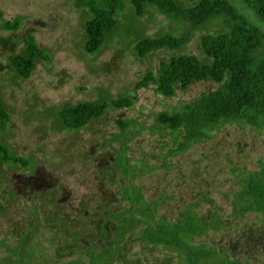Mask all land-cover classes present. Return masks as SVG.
I'll use <instances>...</instances> for the list:
<instances>
[{
  "label": "rangeland",
  "instance_id": "obj_1",
  "mask_svg": "<svg viewBox=\"0 0 264 264\" xmlns=\"http://www.w3.org/2000/svg\"><path fill=\"white\" fill-rule=\"evenodd\" d=\"M227 1L251 17L245 1ZM77 5L76 0H0V88L10 115L0 127V145L33 162L25 167L0 159V264H8L4 258L21 240L41 245L38 250L44 264H67L76 253L107 252L112 248L116 250L109 258L111 264H183L176 250L147 243L145 237L137 238L134 233L128 234L126 242L116 243L117 222L112 217L97 216L93 211L96 206L90 201L119 198L120 184L130 188L131 194L134 187L141 188L140 204L151 208L147 210V215L151 214L148 222H180L185 209L193 208L202 230L194 236L187 233V238L214 250L204 264L227 259L263 264L264 212H241L243 203L238 195L244 185L239 174L244 169L257 171L259 161H264V120L256 126L225 123L210 130L209 138L184 151L177 150L175 139L180 140L182 135L177 137L174 130L160 124L158 113L180 110L216 85L211 80L195 82L187 89L178 87L171 97L157 93L152 82L136 88L148 71L158 76L160 63L171 56L201 54L199 38L206 30H191L180 46L157 48L141 57L134 50L141 38L166 34L180 38L187 27L153 4L146 13L136 16L128 1L99 51L88 54L84 23L91 13ZM17 17L22 18L17 30L2 27L5 20ZM215 28L223 26L218 23ZM29 34L48 57L23 79L8 57L26 46ZM120 97H131L132 106H109L101 118L81 129H64L59 122L64 108L83 102L111 103ZM118 118L140 126L134 136L128 129H121L116 123ZM126 157L130 158V167L124 164ZM125 168H129L126 175ZM53 189L64 195L55 205L48 200ZM82 195L89 197L90 209L82 203ZM128 205L124 199L116 207ZM83 206L85 211H93L91 219L83 218ZM114 209L112 204L97 213ZM56 224L61 225L60 229ZM52 233L64 239L48 244Z\"/></svg>",
  "mask_w": 264,
  "mask_h": 264
},
{
  "label": "trees",
  "instance_id": "obj_2",
  "mask_svg": "<svg viewBox=\"0 0 264 264\" xmlns=\"http://www.w3.org/2000/svg\"><path fill=\"white\" fill-rule=\"evenodd\" d=\"M128 1L133 6L136 16L147 12L146 8L153 4L167 17L182 22L187 27V33L180 38L172 34L158 38H141L134 46V50L141 57L157 48L172 49L180 46L187 41L191 30L200 28L206 30L199 38L201 54L187 52L171 56L168 61L160 63L158 76L148 71L136 85V88L147 87L152 82L156 85V92L164 97L176 95L178 87L187 89L195 82L211 80L216 85L215 89L201 92L198 98L186 103L180 110H174L173 113L163 110L158 113L156 119L160 124L174 130L177 137L182 135L180 140L175 139L178 142L177 150L184 151L194 143L209 138L210 130L218 129L225 123L241 122L245 125L256 126L262 119L264 120V0H243L251 12V17L239 12L227 0H76L78 7L85 8L91 13L84 23V47L88 54L99 51L106 33L111 31L118 21L117 14ZM1 13L0 11V17ZM21 23L22 18L17 17L12 21L5 20L2 27L5 30L14 31L21 26ZM218 23L223 26L220 30L215 28ZM9 55V62L16 74L23 79L29 78L38 63L48 57L32 34L27 35L26 46L20 52ZM110 102L107 100L83 102L69 106L61 110V116H58L59 122L64 129H81L101 118L109 106L129 108L133 104L131 97H120ZM8 113L0 88V127L10 120ZM116 123L121 129H128L127 132H130L132 136L140 127L122 118H118ZM118 157L119 154H116V161ZM0 159L11 161L13 164L20 163L25 167L33 163L26 156L11 154L10 149L3 145H0ZM129 160L130 158L126 157L124 164L130 167ZM259 162L261 166L257 171L250 172L244 169L243 173L239 174L244 184L238 195V199L243 203L241 212L256 210L264 212V161ZM125 169L123 173L126 175L129 168ZM121 185L117 189L120 193L119 198L90 201L96 206L93 211H96L97 216L101 214L108 218L112 217L117 222L115 234L118 237L117 244L126 242L129 240L128 234L134 233L137 238L145 237L147 243L164 245L167 249L176 250L181 255L183 264H204V259L214 253L212 246L205 243L198 244L193 239L187 238V233L194 236L200 234L202 230L198 224L200 218L193 208L185 209L186 213L180 222L166 220L157 222L154 219L148 222L146 219L151 214L147 215V210L151 208H144L140 204L143 199L141 188L137 190L134 187V193L131 194L130 188L127 189ZM54 186L58 190V185L53 183L52 187ZM105 188L107 187L97 190L92 196L93 199ZM53 190V192L50 190L48 197H52L48 200L55 205L63 199L64 195H61V192L57 194V191ZM82 197V203L90 207L89 197L86 195ZM124 199L129 205L123 208L120 206L117 209L116 205L122 204ZM112 204L115 209L111 212L107 210L106 213H97V210L112 207ZM136 205L138 207L135 210ZM81 209L83 218L91 219L94 216L91 214L93 211H85V206ZM135 212H138L140 216H137ZM56 216L60 217L59 214ZM59 226L61 225L56 224L57 229H60ZM30 229H33V226ZM77 235L78 233L72 238L75 239ZM62 239L64 238L55 237L52 233L48 244ZM89 243H91V238ZM39 246L41 245L38 243H24L21 240L18 245L11 246V255L7 254L4 261H8V264H44V260L41 261L42 253L38 250ZM92 248L94 249L95 246H91ZM34 249H37V252H34ZM115 250L116 248L107 252L89 251L90 255L88 251H82L76 253V258L68 259L67 264H111L109 258ZM71 251L75 253V250ZM19 252L21 254L17 258ZM218 264L243 263L227 259Z\"/></svg>",
  "mask_w": 264,
  "mask_h": 264
}]
</instances>
